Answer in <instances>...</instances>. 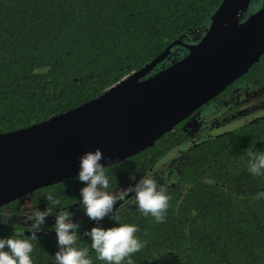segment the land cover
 <instances>
[{"label": "trees", "instance_id": "trees-1", "mask_svg": "<svg viewBox=\"0 0 264 264\" xmlns=\"http://www.w3.org/2000/svg\"><path fill=\"white\" fill-rule=\"evenodd\" d=\"M222 1L0 0V133L100 95L175 40L198 41ZM248 9L244 17L253 12ZM175 51L178 60L188 50L176 45L169 56ZM166 59L157 68L169 65ZM243 80L264 87V53L237 82ZM229 88L217 97L227 98ZM192 116L154 145L103 166L109 177L107 191L114 199L150 173L169 204L162 222L142 213L134 195L97 222L77 217L76 246L89 249L92 264L104 262L96 259L85 231L94 224L108 227L117 221L135 225L143 245L130 254L131 264H264V199L256 198L264 191V174L247 171V153L264 152V112L190 141L183 126ZM174 151L177 155L172 157ZM161 170L176 174L171 181L158 182ZM82 186L69 177L0 205L4 221L0 237L28 239L33 264H54L55 234H27L24 231L32 225L20 217L45 208H51L54 216L58 209L72 213L70 208L80 204ZM49 194L59 201L57 205L46 199ZM53 224L44 221L40 229H53Z\"/></svg>", "mask_w": 264, "mask_h": 264}, {"label": "water", "instance_id": "water-1", "mask_svg": "<svg viewBox=\"0 0 264 264\" xmlns=\"http://www.w3.org/2000/svg\"><path fill=\"white\" fill-rule=\"evenodd\" d=\"M251 1L223 0L198 41L175 40L100 95L45 120L0 133V205L74 178L78 157L87 150L99 148L103 166L132 156L217 97L264 53V0L244 17ZM176 45H184L187 53L151 73ZM133 194L128 190L114 199L109 214ZM24 232L55 234L54 229Z\"/></svg>", "mask_w": 264, "mask_h": 264}, {"label": "clouds", "instance_id": "clouds-1", "mask_svg": "<svg viewBox=\"0 0 264 264\" xmlns=\"http://www.w3.org/2000/svg\"><path fill=\"white\" fill-rule=\"evenodd\" d=\"M104 155L99 148L87 150L78 157V168L75 178L82 183L79 190V203L83 205L85 215L93 221L101 220L113 209L114 198L107 189L109 177L102 165ZM247 171L259 176L264 174V152L247 153ZM134 193L137 208L145 215L150 214L157 222L164 220V213L169 204V197L158 188L152 174L141 176L128 189ZM257 199H264V191L256 195ZM46 199L53 205L59 203L52 195ZM52 212L51 208L38 210L26 217L31 221L35 231L44 224L45 218ZM72 213L58 209L55 214L54 232L57 251L53 255L54 264H92L89 249L76 246L79 225L71 219ZM4 221L0 219V224ZM137 227L130 223H117L104 227L94 224L86 230L84 235L90 241L91 249L96 253V259L104 264H122L130 254L138 252L142 242L136 237ZM33 244L28 239L13 236L0 237V264H33L31 253Z\"/></svg>", "mask_w": 264, "mask_h": 264}, {"label": "rangeland", "instance_id": "rangeland-1", "mask_svg": "<svg viewBox=\"0 0 264 264\" xmlns=\"http://www.w3.org/2000/svg\"><path fill=\"white\" fill-rule=\"evenodd\" d=\"M253 3L251 5V3L249 5H251V7L253 8V11L256 10L257 8L260 7V4L262 3V0H252ZM251 1V2H252ZM251 7L248 9H251ZM179 51L176 52L169 56L166 59L165 63H172L173 61H175L178 57ZM165 65V64H164ZM162 66H157L152 70V72H156L157 69H160ZM151 72V73H152ZM153 72V73H154ZM247 87H245L246 93H247V97L251 98V99H247L245 101V98H243V101H245V103L235 106L233 109H231V111L229 112V119L225 120L223 113L225 114L226 112H224L226 110L225 107H223L221 104H218V108L213 109L211 106H208V103L205 104L202 108V111H198L194 116H192L189 121L183 126V129L187 131V133L192 137L195 136V134L199 133V131L201 130H205V129H209V131L211 133H219L221 131H223L224 129L233 127L234 125H236L237 123L245 120V119H250L252 116H254V114L264 110V97L259 98L258 100H254L252 97L254 96V92H249V90L246 89ZM254 101H253V100ZM231 104V103H230ZM215 106V105H214ZM212 108V109H211ZM223 110V113L220 115L219 113L216 114V112H214V110ZM200 110V109H199ZM177 155V151H174L172 153V157H175ZM175 171L173 170H169L164 172V170H161L160 175L157 178V181H171L173 179V177L175 176ZM74 211H77L80 216H85V213L83 211V205L78 204L75 205L74 207ZM74 216H71V219ZM77 213H76V218H77ZM45 221L47 222H54L55 221V216L54 215H48L45 218Z\"/></svg>", "mask_w": 264, "mask_h": 264}, {"label": "flooded vegetation", "instance_id": "flooded-vegetation-1", "mask_svg": "<svg viewBox=\"0 0 264 264\" xmlns=\"http://www.w3.org/2000/svg\"><path fill=\"white\" fill-rule=\"evenodd\" d=\"M239 79V78H238ZM238 79H236L233 83H231L230 84V88H229V90H228V93H229V96L227 97V98H224V97H215V98H213L212 100H210L209 102H208V106H211L213 109H216V108H218V104H221L223 107H227L226 108V110L224 111V112H226L225 114L223 113V110H220V109H218V110H214V112H216V114H222L223 113V116H224V119L225 120H228L229 119V117H228V115H229V112L231 111V109H233L235 106H238V105H241V104H243V103H245V101L247 100V99H251V98H249V97H247L248 95H247V93H246V90H245V87H247L246 89L247 90H249V92H254V96L252 97L254 100H258L259 98H261V97H264V87H258V86H256V82H255V80L254 81H252V82H250V81H245V80H243V81H240V82H237V80ZM243 98H245V101H243ZM252 99V100H253ZM253 100V101H254ZM231 103V104H230ZM215 105V106H214ZM204 106V105H203ZM203 106L202 107H200L197 111H195L194 113H193V116L198 112V111H202V108H203ZM211 108V109H212ZM264 112V110H262V111H260V112H258V113H256V114H254V116H256V115H259V114H261V113H263ZM254 116H252V117H254ZM251 117V118H252ZM250 118V119H251ZM246 120H249V119H245V120H243V121H246ZM243 121H241V122H243ZM240 123V122H239ZM238 124V123H237ZM225 130V129H224ZM210 134H215V133H211L210 131H209V129H205V130H201V131H199V133H197V134H195V136H192L191 137V139H190V141H194L195 139H198V138H200L201 136H204V135H210ZM161 182V181H160ZM126 192H124L122 195H124ZM134 195V194H133ZM132 195V196H133ZM132 196H130V198L132 197ZM129 198V199H130ZM129 199L127 200V202H124L122 205H120L119 206V208H122L123 206H125L126 204H128V202H129ZM74 207H75V205L74 206H72L71 208H70V210L72 209V216H74L73 218H72V220L75 222V223H77V221H76V213H77V216L80 218V219H82V217H84V216H80V214L77 212V211H74ZM30 215V214H29ZM51 215V214H50ZM28 215H23V216H21L20 217V219L23 221L22 223H24V224H26V225H31V221H27L26 220V217H27ZM52 216V215H51ZM86 216V215H85ZM81 222V220H79V223ZM40 230H42V229H40ZM49 230H51V229H49Z\"/></svg>", "mask_w": 264, "mask_h": 264}]
</instances>
